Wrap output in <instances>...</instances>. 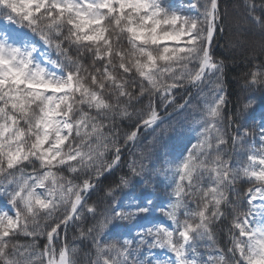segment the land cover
Wrapping results in <instances>:
<instances>
[{
    "label": "snow or ice",
    "instance_id": "6c2138e0",
    "mask_svg": "<svg viewBox=\"0 0 264 264\" xmlns=\"http://www.w3.org/2000/svg\"><path fill=\"white\" fill-rule=\"evenodd\" d=\"M241 7L237 23L264 37V0ZM224 19L220 0H0V264H264V122L257 147L243 112L226 111L224 61L213 51ZM29 32L58 58L38 59ZM245 88L264 91V62ZM192 89L207 93L198 140L175 163L162 208L135 195L144 153L137 167L130 149L145 133L149 151L165 147L157 130L191 106ZM225 145L242 160L227 159ZM125 151L134 156L129 172L108 186L102 207L89 203ZM238 182L248 185L243 200ZM226 222L224 246L217 229ZM69 229L91 241L85 260ZM120 229L135 235L107 238ZM198 242L211 249L203 259ZM154 249L171 255L154 259Z\"/></svg>",
    "mask_w": 264,
    "mask_h": 264
},
{
    "label": "trees",
    "instance_id": "16d2710c",
    "mask_svg": "<svg viewBox=\"0 0 264 264\" xmlns=\"http://www.w3.org/2000/svg\"><path fill=\"white\" fill-rule=\"evenodd\" d=\"M171 0H165L168 5ZM184 1V0H182ZM242 0H220L221 14L224 16V31L217 32L214 39L213 51L218 60L224 61L223 75L221 77L223 82L224 91L227 93L229 100L228 111L235 115L237 111L243 112V115L238 117L241 124L256 133L254 143L257 147L260 145L259 140V128L263 121L264 112H259V108L264 107V91L261 90H248L245 88V79L250 71L256 65L264 62V37L261 36L259 30H247V26L237 23L238 17L243 14L241 7ZM259 4V0H257ZM171 6H177V3ZM259 12V7L257 8ZM226 13V15H225ZM27 31V30H25ZM31 40L36 43V46L41 49L47 58L52 60L58 58L55 48L45 47L39 40V37L28 33ZM259 42V45L256 44ZM207 93L197 94L195 89L191 90L192 104L183 112L173 113L170 118L166 117L167 122L161 126L164 129L163 133L161 129L157 130V135L162 137L165 147L161 148L159 145L155 146V151H149L153 148V136L145 133L141 137V142L138 147H134L130 152L135 154L137 159V167H139L140 153H144L143 177H134L133 182L135 184L136 196H150L154 203L160 207H165L172 195V187H170L172 174L175 171V163L181 158L182 155H186V150L191 148V145L195 144L198 140V134L194 130L196 127L194 121L198 118V114L203 104V97ZM181 96H184V90H181L180 96L177 99L183 103ZM248 99L252 100L253 107L244 111L243 104ZM175 129V131H173ZM228 136L235 133V125L228 128ZM249 142H253V137H248ZM225 156L230 159L235 165L242 160V157L238 154V150L233 151L231 145H225ZM126 152V151H125ZM124 152V153H125ZM134 156L130 153L123 156L122 163L113 170L112 173L105 176L97 189L91 194L89 203H97L101 207L105 200V193L110 185H114L119 181L120 177L129 172V165L133 163ZM171 171L168 175L165 174V169ZM248 185L244 182H238L237 191L241 193L240 200L244 199L243 193L247 191ZM129 191V190H126ZM236 199L235 196L232 197ZM239 203V201H238ZM6 200L0 197V208H6ZM243 209L247 208L246 203L240 204ZM159 220L164 221L165 224L169 222L165 217L157 213ZM92 221L89 219L84 225L87 227ZM127 229H120L117 233L110 235L109 239L116 238L126 231ZM227 222L221 225L217 229V241L220 245H227ZM69 245L75 244L80 250L78 258L85 260V254L90 251V240H81L78 232L73 229H69L67 234ZM130 238V237H128ZM23 242L25 238L20 237ZM43 244V241H41ZM145 253H148V249H143ZM211 249L205 247V242L197 243L196 258L203 259L207 256ZM154 259L166 260L170 257V253H166L159 249L152 250Z\"/></svg>",
    "mask_w": 264,
    "mask_h": 264
},
{
    "label": "rangeland",
    "instance_id": "374dc122",
    "mask_svg": "<svg viewBox=\"0 0 264 264\" xmlns=\"http://www.w3.org/2000/svg\"><path fill=\"white\" fill-rule=\"evenodd\" d=\"M185 3H182L180 0H172L170 3H177V6H180L181 4H183L185 7L187 6V0L184 1ZM257 45H259V42H256ZM42 55L38 54V57H40ZM134 231L133 232H126L122 234V237H130L134 235Z\"/></svg>",
    "mask_w": 264,
    "mask_h": 264
},
{
    "label": "water",
    "instance_id": "95a60500",
    "mask_svg": "<svg viewBox=\"0 0 264 264\" xmlns=\"http://www.w3.org/2000/svg\"><path fill=\"white\" fill-rule=\"evenodd\" d=\"M106 174H107V173H105V175H106ZM105 175H104V176H105ZM102 177H103V176H102ZM102 177H101V178H102Z\"/></svg>",
    "mask_w": 264,
    "mask_h": 264
}]
</instances>
